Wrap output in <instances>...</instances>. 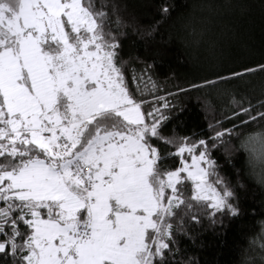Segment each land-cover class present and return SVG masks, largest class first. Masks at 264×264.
Wrapping results in <instances>:
<instances>
[{"label":"snow or ice","instance_id":"obj_1","mask_svg":"<svg viewBox=\"0 0 264 264\" xmlns=\"http://www.w3.org/2000/svg\"><path fill=\"white\" fill-rule=\"evenodd\" d=\"M102 8L0 0V254L14 264H163L188 184L213 215L238 214L207 141H165L180 160L162 165L165 117L129 91ZM251 112L234 115L264 120ZM242 147L264 168V131Z\"/></svg>","mask_w":264,"mask_h":264},{"label":"trees","instance_id":"obj_2","mask_svg":"<svg viewBox=\"0 0 264 264\" xmlns=\"http://www.w3.org/2000/svg\"><path fill=\"white\" fill-rule=\"evenodd\" d=\"M94 3L108 13L129 91L143 101L145 113L158 108L165 117L160 138L152 141L162 165L174 168L180 160L175 145L165 141H207L238 210L213 215L214 209L190 200L186 185L184 198L192 207L182 206L171 221L163 264H264V168L242 147L249 135L264 131V120L245 124L247 115H234L242 107H251L253 116L264 112V0ZM218 132L225 135L215 139ZM0 264L14 262L0 254Z\"/></svg>","mask_w":264,"mask_h":264}]
</instances>
